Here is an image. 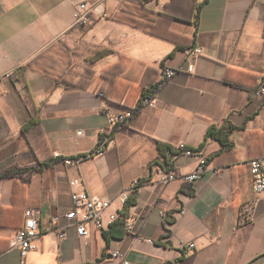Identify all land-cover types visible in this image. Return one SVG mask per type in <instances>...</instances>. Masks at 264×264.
Listing matches in <instances>:
<instances>
[{
	"label": "crops",
	"instance_id": "crops-1",
	"mask_svg": "<svg viewBox=\"0 0 264 264\" xmlns=\"http://www.w3.org/2000/svg\"><path fill=\"white\" fill-rule=\"evenodd\" d=\"M80 1L99 6L88 27L74 24ZM169 1L0 0V174L34 167L37 154L56 159L39 174L0 179V264H121L115 251L129 264H264V193L253 191L249 170L264 157V98L253 97L264 76V0H199L198 19L184 15L192 22L161 27L162 37L131 18L150 29L147 11L157 16ZM59 41L79 55L70 57ZM46 50L48 65L59 59L56 72L28 69L24 82L13 81V72ZM95 50L103 53L88 83L59 77L68 68L65 77L78 82ZM179 67L185 71L157 89L154 108L143 102L132 125L109 126L107 110L116 116L137 107L165 69ZM33 108L41 128L29 141L22 128ZM212 127L234 128L233 149L207 139ZM104 131L111 133L106 153L87 157ZM158 143L203 150L206 171L186 182L197 161L181 157L172 163L179 177L163 184ZM75 157L85 158L65 164ZM73 180L120 214L124 192L134 203L112 227H89L87 237L72 227L60 240L47 226L72 210ZM30 208L42 210V236L23 259L12 240Z\"/></svg>",
	"mask_w": 264,
	"mask_h": 264
},
{
	"label": "built area",
	"instance_id": "built-area-1",
	"mask_svg": "<svg viewBox=\"0 0 264 264\" xmlns=\"http://www.w3.org/2000/svg\"><path fill=\"white\" fill-rule=\"evenodd\" d=\"M99 6L90 5L86 1H80L75 5L74 24L81 27H88L92 23V17L97 12ZM103 18H107V13H102ZM196 54H201L199 49L195 50ZM185 71L183 67L167 68L163 71L162 77L158 82V89L163 88L177 74V72ZM187 71L192 73L194 66H190ZM254 98H264V76L259 78L258 87L253 92ZM144 103L150 107H155V99H146ZM108 123L111 128L123 129L125 126H130L135 118V113L131 109L123 110L122 113L113 116L110 111L105 112ZM81 135L82 132H79ZM111 141V133L104 131L99 138L97 148L94 152L88 154L87 157H100L107 151V146ZM169 158L175 162L181 157H191L197 161V167L194 173L182 177L186 182H194L201 178L208 166V156L203 150L188 148L185 144H179L173 148L172 153H168ZM59 157V155H55ZM85 157L66 158L65 164L71 166L79 165ZM158 166V165H157ZM161 172V182L167 184L170 181L177 179L179 176L174 168L166 171L158 166ZM250 174L252 177V188L256 194L264 193V157L252 160L249 165ZM218 173V170L215 171ZM138 181L134 182L137 186ZM72 187L71 201L73 208L63 217H52L49 219L48 229L56 232L60 240H65L68 237V230L74 227L78 236L87 237L90 234L89 227L101 232L103 229L110 227L119 218V211L114 206L111 200L100 198L89 193L82 180H73L70 182ZM130 196L129 192H124L120 198V203L124 206ZM43 216L40 208H30L25 212L24 226L16 231L13 235L12 245L17 248L23 259H26L28 254L33 251L34 242L41 236L40 222ZM62 219L66 221L61 224ZM194 248L195 245L190 246ZM113 257L121 262V264H129L125 254L120 251H115Z\"/></svg>",
	"mask_w": 264,
	"mask_h": 264
},
{
	"label": "trees",
	"instance_id": "trees-1",
	"mask_svg": "<svg viewBox=\"0 0 264 264\" xmlns=\"http://www.w3.org/2000/svg\"><path fill=\"white\" fill-rule=\"evenodd\" d=\"M139 1L141 3V6L144 7L145 4H147L153 0H139ZM201 7H202V4L199 3V0H170L165 5L164 11L161 13H158L157 16L156 15L151 16V13L155 14V12L150 11V10L147 11L144 9V11H147V14H148L147 23H149L148 26L150 27V29L146 28L147 24L145 22L144 23L141 22L138 18H136V16L131 17L130 15H132V13L130 11H126V12L128 13V15L132 19L135 20L138 27L145 28L148 33L162 37V34H160L158 32V30H160L161 27L169 26L175 21L191 23L192 20H188L187 18H185L184 15L188 14L191 16L194 14L198 19V14H199ZM197 19H196V23H197ZM174 35H176V34H174ZM58 45H62L70 57H75V55H79V53L75 49L66 45L62 41H59ZM177 47H181V46L178 45ZM102 53L103 52H101L99 50H95V53L93 56L86 58L85 61L87 63V66H86L84 72H82L81 74L79 73L80 74V80L78 82H75L74 79H67L65 77V74L68 71V68H62L61 72L58 73L59 77H63V80L70 85H75V84H78L81 86L85 85L86 83H88V81L94 75L95 70L93 67L97 63V61L101 58ZM51 56L52 55H50V50H46L45 52L39 54L36 58H34L27 65H25V66L19 68L18 70H16L15 72H13L11 74V78L13 79L14 82H17V81L24 82V80H25L24 74L28 69H39L41 71H45L48 73H54V71L56 72L59 69L58 66H59L60 62H59V59L56 58V61H54L53 63L48 65L47 60ZM108 73H109L108 70H106L102 73V76L105 79H107ZM157 89L158 88L156 87L153 90L145 91L141 97L140 103L137 105V107L131 108V110H133L135 114L138 113L142 107L143 102L146 99H152L153 96L156 94ZM100 90L102 91V88ZM101 93H103V92H101ZM103 95L105 96L104 93H103ZM40 128H41L40 110L33 108L29 120L27 121L25 126L22 128V134L24 136H26L30 141V135L37 133L40 130ZM233 130H234L233 127H229L228 131L226 133H223L222 130H217L216 128L212 127L207 132V139L212 138V139H216V140L220 141L222 144L223 150L229 151L230 149H233V142L230 139V135H231ZM158 147H159L160 154L162 157L161 159H163V163L160 162V163H157L155 165L160 166L163 170H166V171L172 169L173 168V166H172L173 161L169 158L168 153H172L173 148L169 147L163 143H158ZM55 160L56 159H54L52 157L41 158L37 154V163L34 167L27 168V169H10V170H7V171L3 172L2 174H0V179H16L25 173L39 174L45 168H47L51 164H53L55 162ZM133 203L134 202L127 200L126 204L124 205L123 212H121V214L119 212V218L116 222H114V224H116L121 219L122 216H123V218L126 216L129 207L131 205H133ZM121 221H122V219H121ZM110 227H112V225Z\"/></svg>",
	"mask_w": 264,
	"mask_h": 264
}]
</instances>
